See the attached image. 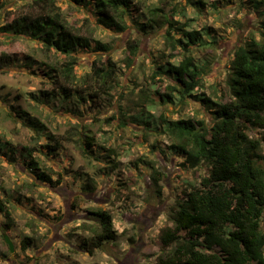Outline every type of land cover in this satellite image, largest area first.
<instances>
[{"label": "rangeland", "instance_id": "1", "mask_svg": "<svg viewBox=\"0 0 264 264\" xmlns=\"http://www.w3.org/2000/svg\"><path fill=\"white\" fill-rule=\"evenodd\" d=\"M137 1L141 14L133 12L127 29L117 32L97 23L91 5L56 0L73 27L109 47L104 52L92 44L90 50H78L75 56L77 81H83L94 63H115L116 83L100 100H63L51 67L68 58L47 52L26 37L0 32V57L18 60L0 69V204L4 206L0 264H156L163 254L161 232L172 226L171 212L185 199L190 185L200 182L205 167L196 174L184 165V158L170 150V139L159 132L161 117L210 122L212 115L201 103L191 98L182 101L177 93L174 104L145 107L156 99L154 90L165 93L169 85H175L165 76L160 82L156 68L177 63L184 54L180 49L174 52L167 42L169 26L162 24L161 17L159 27L150 34L140 32L136 21L145 22L144 17H151L148 8L157 6L179 23L177 27L188 24V30L207 32L205 46L191 47L204 72L202 92L228 102L226 81L235 53L249 40L260 39L264 17L250 0H202L205 6L200 0ZM27 3L0 0V27L22 13ZM172 35L180 37L176 31ZM132 41L139 44L135 54L128 49ZM59 80L63 82L62 77ZM29 120L41 123L43 131L33 130ZM248 134L261 139L264 131ZM49 135L61 143L56 153L48 147L53 145ZM86 136L95 142L89 152L81 148ZM31 161L60 183L50 186L38 181ZM155 171L164 174L160 194ZM97 210L112 215L117 239L88 252L81 247L92 241L98 225L90 212ZM5 235L13 243V253ZM27 238L31 246L24 248Z\"/></svg>", "mask_w": 264, "mask_h": 264}, {"label": "trees", "instance_id": "2", "mask_svg": "<svg viewBox=\"0 0 264 264\" xmlns=\"http://www.w3.org/2000/svg\"><path fill=\"white\" fill-rule=\"evenodd\" d=\"M25 1L28 3L24 11L9 24L0 27V32L26 37L39 42L47 52L54 51L68 58L66 63L51 67V73L57 79V90L66 102L86 98L100 100L109 95L117 80V67L113 61L94 63L83 81H77L74 72L78 50H90L95 44L96 50L107 52L109 47L73 27L56 0ZM71 2L79 6L91 5L97 23L117 32L127 29V21L133 12H142V5L137 0ZM249 2L264 17V0ZM199 4L206 5L202 0ZM213 7L217 9V5ZM148 13L151 17H144L145 22L136 21L139 31L150 34L159 27L158 17H161L162 24L169 26L167 42L174 52L180 49L184 56L177 63L156 68L155 75L162 76L160 82L165 76L175 85H169L165 93L154 90L156 99L145 107L151 110L174 104L179 99L177 93L182 101L191 98L201 103L202 108L212 115L210 122L205 119L161 117L163 129L159 132L170 139V150L184 158V165L196 174L203 167L205 172L199 183L190 185L185 199L171 212L169 219L172 226L161 232L163 254L156 264H264V155L261 154L264 135L261 139H253L248 134L251 130L264 131V20L260 39L249 40L235 53L226 81L230 100L218 102L202 92L204 72L191 50V47L205 46L204 35L208 33L188 30V24L177 27L179 23L172 16H167L161 7L148 8ZM1 17L0 14V21ZM173 31L180 34L178 39L172 35ZM128 49L135 54L139 44L132 41ZM175 54L172 57H177L179 53ZM15 62L18 60L2 55L0 69ZM131 63L132 60L128 61V66ZM58 77H62L63 82ZM28 124L35 131H43V125L37 120H29ZM48 139L53 143L48 147L56 153L61 148L60 141L53 135H49ZM94 146V139L88 136L81 144L82 150L88 152ZM29 166L41 183L50 186L60 183L54 182L34 161ZM163 175L158 171L153 174L159 194ZM3 212L4 206L0 204V213ZM90 215L98 226L93 231L91 243L82 244L81 248L88 252H92L90 248L103 249L117 239L109 212L97 210ZM24 244V248L31 246V239L27 238Z\"/></svg>", "mask_w": 264, "mask_h": 264}, {"label": "water", "instance_id": "3", "mask_svg": "<svg viewBox=\"0 0 264 264\" xmlns=\"http://www.w3.org/2000/svg\"><path fill=\"white\" fill-rule=\"evenodd\" d=\"M5 242L9 245L10 251L13 253L14 252V246L13 243L10 241L7 235L4 236Z\"/></svg>", "mask_w": 264, "mask_h": 264}]
</instances>
